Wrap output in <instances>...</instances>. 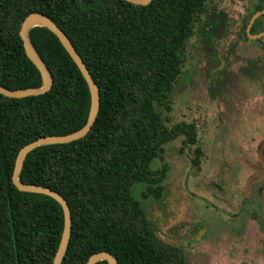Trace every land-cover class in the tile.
<instances>
[{"label":"trees","instance_id":"obj_1","mask_svg":"<svg viewBox=\"0 0 264 264\" xmlns=\"http://www.w3.org/2000/svg\"><path fill=\"white\" fill-rule=\"evenodd\" d=\"M208 0H0V85L41 87L40 70L21 37L32 12L50 16L68 35L100 87L101 106L90 132L29 153L21 181L61 193L72 212V235L62 264H86L100 251L119 264H188L184 249L162 239L144 199H161L168 165L153 170L165 144L185 136L197 146L194 123L168 125L170 95L181 76L195 24ZM264 9L261 1L251 17ZM264 16V15H263ZM260 16L252 32L261 24ZM249 24V23H248ZM247 24V25H248ZM29 36L54 75L45 94L0 93V264H53L64 231V210L53 197L24 192L13 182L19 151L47 135L81 129L91 109L82 71L58 36L34 27ZM145 185L141 195L136 185ZM97 264H109L107 260Z\"/></svg>","mask_w":264,"mask_h":264},{"label":"rangeland","instance_id":"obj_2","mask_svg":"<svg viewBox=\"0 0 264 264\" xmlns=\"http://www.w3.org/2000/svg\"><path fill=\"white\" fill-rule=\"evenodd\" d=\"M261 1L208 0L187 45L170 111L160 107L170 126L194 123L203 150L195 165L196 146L185 136L165 144L152 165H168L164 193L143 200L156 233L182 247L188 264H264V174L251 181L244 199L249 176L262 171L260 148L264 156V36L256 39L247 29ZM219 55L229 64V84L216 71ZM144 188L136 185L134 193L140 196Z\"/></svg>","mask_w":264,"mask_h":264},{"label":"water","instance_id":"obj_3","mask_svg":"<svg viewBox=\"0 0 264 264\" xmlns=\"http://www.w3.org/2000/svg\"><path fill=\"white\" fill-rule=\"evenodd\" d=\"M127 1L138 5H148L152 2V0H127ZM262 14H264V9L256 12L252 16L248 24V28H247L248 33L250 36L254 38L264 36V32L259 34H253L251 32V28L253 27V24L255 23L256 19ZM34 27H46L58 36L63 46L66 48L68 53L71 55L73 60L76 62V64L82 71L85 79L88 82L91 92V109L87 123L81 129L75 132H71L64 135L42 136L26 144L24 147L21 148V150L18 153V156L16 158L15 169L13 173V182L18 187L19 190L24 192L49 195L54 199H56L61 204L64 210V217H65L64 231L53 264H62L65 255L67 253L72 235L73 219H72V212L69 203L61 193L57 192L56 190H53L50 187L44 185L32 184V183H25L21 181L20 174L23 170L27 156L34 149L44 145L69 143L85 137L90 132L100 111L101 91H100V87L94 80L89 68L87 67V64L84 62L82 56L77 51L76 47L74 46L73 42L68 37V35L65 33V31L47 14L42 12H32L23 21L20 34L24 41V46L27 55L41 72L43 84L41 87H28V88H18V89H11L0 85V93L8 97L24 98L28 96L45 94L49 92L53 87L54 75L50 70V68L45 63V61L43 60V58L41 57V55L39 54V52L37 51V49L35 48L29 36L30 30ZM261 159H262L263 170L260 173H254L249 176L245 186V191H244L245 196H247L248 194L249 185L251 181L255 178L261 177L264 174V160L262 157ZM102 260H107L109 264H119L117 257L109 251H100L94 253L93 255H91V257L89 258L86 264H97L99 261Z\"/></svg>","mask_w":264,"mask_h":264},{"label":"flooded vegetation","instance_id":"obj_4","mask_svg":"<svg viewBox=\"0 0 264 264\" xmlns=\"http://www.w3.org/2000/svg\"><path fill=\"white\" fill-rule=\"evenodd\" d=\"M258 12V11H257ZM262 16V15H261ZM260 17V16H259ZM258 17V18H259ZM257 18V19H258ZM256 19V20H257ZM256 22V21H255ZM254 25V24H253ZM213 30H214V27L212 28ZM262 32H264V31H261V32H256V34H259V33H262ZM253 33V32H252ZM253 34H255V33H253ZM258 38H260V37H258ZM257 39V38H256ZM219 57H220V60H221V65L218 67V69L219 70H216L217 71V73H220L221 74V77L223 78V80H222V82H224V84H226V83H228V80H226V74H224V73H227V67L229 66V64H226V61L224 60V59H222V57L219 55ZM247 66H249V65H247ZM250 66H252V65H250ZM249 66V67H250ZM229 69V68H228ZM214 70V71H215ZM214 71H212V75H213V73H214ZM230 72V71H229ZM229 84V83H228ZM261 100H262V102H264V96L263 97H261ZM220 103H221V101H220ZM236 103H234V105H235ZM236 106V105H235ZM221 118H222V120H223V123L225 124V116L227 115V109H226V106H224V108L222 109V111H221ZM258 155H259V160H260V163H261V167H262V170H263V166H262V159H261V157L263 158V160H264V156H263V153H262V150H261V148H260V151H259V153H258ZM256 179V178H255ZM247 196H245V194H244V199L246 198ZM206 228V227H205ZM203 231L201 232V234H204L205 233V231H204V229H202ZM200 234V233H199ZM201 237L202 236H200V237H198L197 238V240H199V239H201Z\"/></svg>","mask_w":264,"mask_h":264}]
</instances>
